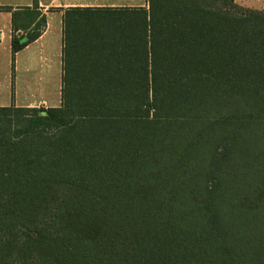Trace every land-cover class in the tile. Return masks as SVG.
<instances>
[{
  "label": "trees",
  "instance_id": "16d2710c",
  "mask_svg": "<svg viewBox=\"0 0 264 264\" xmlns=\"http://www.w3.org/2000/svg\"><path fill=\"white\" fill-rule=\"evenodd\" d=\"M60 98L0 105V264H264V8L67 7Z\"/></svg>",
  "mask_w": 264,
  "mask_h": 264
},
{
  "label": "crops",
  "instance_id": "0c3cea01",
  "mask_svg": "<svg viewBox=\"0 0 264 264\" xmlns=\"http://www.w3.org/2000/svg\"><path fill=\"white\" fill-rule=\"evenodd\" d=\"M40 10L45 14L46 23L41 35L34 41L16 52V59L22 57L25 63V71L40 77L46 75L45 83H37L33 89L38 92L39 99H32L25 103H11L16 106H33L40 104L44 107L58 106L61 102L50 104L46 99L52 95L54 87L61 90L62 74V14L63 9L72 6H144L146 0H37ZM236 2L251 8H264V0H235ZM32 0H0V6H10L15 9L20 6H31ZM11 12L0 10V47L10 53L11 40ZM12 55V54H11ZM55 59L60 64L59 75L55 77L52 70ZM41 75V76H40ZM58 78V79H57ZM52 81L57 85H53Z\"/></svg>",
  "mask_w": 264,
  "mask_h": 264
},
{
  "label": "rangeland",
  "instance_id": "374dc122",
  "mask_svg": "<svg viewBox=\"0 0 264 264\" xmlns=\"http://www.w3.org/2000/svg\"><path fill=\"white\" fill-rule=\"evenodd\" d=\"M25 63L22 57L16 59L12 57L11 53L2 47H0V105H10L11 103H25L32 99H40L38 92L33 89L37 83H45L47 81L46 75L43 74L38 79L37 75L25 71ZM52 70L55 77L59 75L60 64L55 59ZM41 76V75H40ZM58 79V78H57ZM53 85H57L52 81ZM52 95L46 99L50 104L59 102L60 92L53 88ZM33 106H42L40 104Z\"/></svg>",
  "mask_w": 264,
  "mask_h": 264
}]
</instances>
